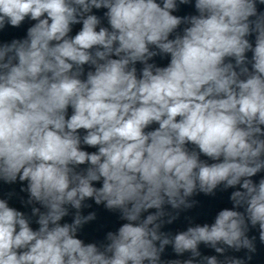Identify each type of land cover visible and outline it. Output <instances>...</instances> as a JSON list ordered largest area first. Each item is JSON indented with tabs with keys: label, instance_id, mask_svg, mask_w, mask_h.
<instances>
[{
	"label": "clouds",
	"instance_id": "obj_1",
	"mask_svg": "<svg viewBox=\"0 0 264 264\" xmlns=\"http://www.w3.org/2000/svg\"><path fill=\"white\" fill-rule=\"evenodd\" d=\"M190 2L0 0V30L36 21L0 45V180L26 181V203L40 205L33 230L0 199V264H246L256 252L249 225L264 244V177L253 180L264 171V0H195L198 15L173 14ZM93 9L107 10L110 27ZM158 55L170 63L149 62ZM220 185L235 189L233 209L161 231ZM89 198L127 221L100 246L77 237L96 218L81 214ZM68 206L76 212L62 224ZM200 244L249 255L219 261ZM169 245L191 258L162 262Z\"/></svg>",
	"mask_w": 264,
	"mask_h": 264
},
{
	"label": "water",
	"instance_id": "obj_2",
	"mask_svg": "<svg viewBox=\"0 0 264 264\" xmlns=\"http://www.w3.org/2000/svg\"><path fill=\"white\" fill-rule=\"evenodd\" d=\"M162 0H157V3H161ZM195 0H191L189 4H179L176 11L173 12L174 15L184 17L190 15H198L195 7ZM258 11L264 12V5H257ZM107 11L106 9L96 10L93 9V14L97 15L101 18V26L110 27L108 25L107 19L104 17V13ZM36 21H32L29 18H26L24 22L19 27L6 26L4 29L0 30V45L5 43H10L14 39H24L27 35V29L31 27ZM187 27L185 24H181L176 33H173L170 38H174L175 34L183 33V29ZM82 28V24H75L72 26V31L69 33L70 36H74L77 34ZM98 30V29H97ZM250 42H255V36L248 37ZM252 53L248 52L247 56L249 59L251 58ZM150 63H155L157 66L165 67L170 63V56L168 55H158L154 57ZM234 62V61H233ZM139 75V70L142 68L141 64L136 65ZM249 68L251 66L249 65ZM88 66H85V72H87ZM72 113V109H68V115L70 116ZM158 127L157 124H152L145 131L154 130ZM85 134L84 130H80L81 137ZM83 150L88 152H96L98 148L88 147L86 145H81ZM189 149L194 148L193 145H188ZM198 151V149H197ZM202 160H208L209 163L213 161L209 160L207 157L201 155ZM87 167V165L80 166L81 169ZM264 177V171L258 173L253 180L255 182H259V180ZM94 186L100 187L102 183L94 182ZM27 182H20L17 180L15 183H5L0 180V199L7 200L10 207L15 208L18 211H21L25 214L26 217L30 219V226L33 230H37L39 225L36 223L37 217L32 215V207H40L39 204L28 205L26 202L29 199V194L27 191H22L21 189H26ZM235 189L229 188L227 190L224 189L223 185H220L214 192V194L206 195L204 193L197 192L190 200H194L197 203L190 209H182L179 210V214L176 220H174L171 224L165 223L161 229V231L165 233H169L171 235L178 234L179 232L186 231L190 226L204 224L211 225L215 222V218L218 213L223 209H233V203L230 200L231 192ZM85 207H83L80 211L82 215H88L89 213L94 212L96 214V218L86 224H84L78 231L77 237L81 239L85 244L88 243H96L98 246L107 243L106 235L108 232H116L119 227L126 223L127 221L121 218V213L119 210H109L103 204L97 205L93 199H86L84 202ZM69 207V215L64 217L61 223H71L73 217L75 215L76 210ZM239 211H243V209H236ZM41 211L44 209L41 207ZM150 212L155 210H149ZM165 211L176 215L177 210H173L171 206L166 205ZM148 213H144L146 216ZM167 220V217L164 218ZM249 238L255 236V245L256 252L252 255V259L250 261H246V264H264V244H262L259 240V229L257 227H251L249 225V231L247 233ZM199 251L201 252V256H217L219 261H223L225 256L238 257V258H246L249 253H247L246 249H242L240 251H235L233 249H227L224 255L218 254L209 246L204 244H200ZM191 258V253H184L183 255H177L173 248L169 245L166 246L165 251L161 254V261L166 262L170 260H186ZM199 260V258H197Z\"/></svg>",
	"mask_w": 264,
	"mask_h": 264
}]
</instances>
